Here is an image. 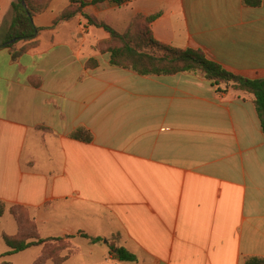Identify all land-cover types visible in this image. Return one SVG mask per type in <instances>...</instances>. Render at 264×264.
<instances>
[{"label":"crops","instance_id":"0c3cea01","mask_svg":"<svg viewBox=\"0 0 264 264\" xmlns=\"http://www.w3.org/2000/svg\"><path fill=\"white\" fill-rule=\"evenodd\" d=\"M13 2L0 0V242L19 234L11 209L23 206L41 239L72 244L62 264L264 259V132L254 96L220 92L199 74L112 67L99 49L109 34L81 13L54 26L70 0H50L33 17L38 45L15 60L2 43ZM83 12L121 33L138 14L162 12L151 25L159 42L264 79V0H133ZM80 128L92 142L72 137ZM7 214L16 228L1 220ZM44 248L20 253L34 254V264ZM120 248L136 261H121Z\"/></svg>","mask_w":264,"mask_h":264},{"label":"trees","instance_id":"16d2710c","mask_svg":"<svg viewBox=\"0 0 264 264\" xmlns=\"http://www.w3.org/2000/svg\"><path fill=\"white\" fill-rule=\"evenodd\" d=\"M71 5L54 22V26L62 21H68L81 13L88 24L106 31L110 39L101 43L99 49L109 54L110 65L115 68L132 71L140 76H172L177 74L202 75L218 91H237L245 92L254 96V104L261 121V127L264 132V79H247L235 75L220 64L209 60L205 53L195 49H177L163 44L155 39L151 25L161 16L162 12L146 16L138 14L130 23L125 32L121 33L103 21H99L91 15L83 12V9L90 5L110 2L111 4L122 7L133 0H70ZM25 2L28 11L25 9ZM249 7H259L262 0H243ZM50 4V0H14L12 3L13 21L9 26L2 43L7 44V48L13 50V59H18L28 50L38 45L37 37L40 29L34 25L33 17L44 12ZM79 4V5H78ZM20 39L28 43L20 50L16 49V44L8 45L9 42ZM72 137L76 140L90 143L93 140L92 133L80 128ZM23 206H14L11 214L15 218L19 234L17 236L3 235L5 244L10 251L4 256L26 251L32 247L45 246L43 256L34 264H46L48 260H53L55 264H62L67 258L75 253V249L70 242L64 238L41 239L37 234L36 225L31 219V229L35 236L24 238L21 236L23 227L21 226L20 215L16 212L18 209H24ZM15 209V210H14ZM5 204L0 202V217L5 214ZM83 238H89L86 234H81ZM71 238V237H69ZM63 241L65 243L66 254L63 256H52L47 254L51 243ZM93 243H101V238L91 239ZM117 254L121 261L135 262L136 257L123 248L118 249ZM2 264H10L5 261ZM247 264H264L262 258H249Z\"/></svg>","mask_w":264,"mask_h":264},{"label":"rangeland","instance_id":"374dc122","mask_svg":"<svg viewBox=\"0 0 264 264\" xmlns=\"http://www.w3.org/2000/svg\"><path fill=\"white\" fill-rule=\"evenodd\" d=\"M16 212L20 215V218H21L20 221L22 223L21 226L23 227V232H21V236H23L24 238H29V237L35 236L34 232L31 229V219H32L31 210L29 208H24V209H18V210H16ZM1 220H5V223L8 226L11 225L14 228H16L15 221L11 215L7 214ZM7 229H9V227ZM65 248H66V246H65V243L63 241H60L57 243L53 242V243H51L50 248L47 250V254L48 255L52 254V256L55 254V256H57V257L59 255L63 256L66 254V251H67V250H64ZM6 250H8L7 245L4 243V241H1L0 242V253H4V251H6ZM34 252L37 253V251H34ZM33 255L34 254H32L30 252H26V253L14 254L9 258H3L2 257V258H0V264L5 259L10 260L12 264H28L30 262V257H32Z\"/></svg>","mask_w":264,"mask_h":264},{"label":"water","instance_id":"95a60500","mask_svg":"<svg viewBox=\"0 0 264 264\" xmlns=\"http://www.w3.org/2000/svg\"><path fill=\"white\" fill-rule=\"evenodd\" d=\"M23 5H24L25 9L28 11V8H27L25 2H23ZM19 41H20V39L13 40V41L9 42L8 45L15 44V43H17V42H19Z\"/></svg>","mask_w":264,"mask_h":264}]
</instances>
